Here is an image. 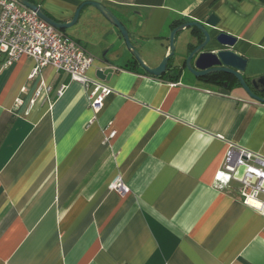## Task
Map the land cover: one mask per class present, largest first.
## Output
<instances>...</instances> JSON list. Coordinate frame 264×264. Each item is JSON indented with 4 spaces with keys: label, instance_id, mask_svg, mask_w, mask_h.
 Listing matches in <instances>:
<instances>
[{
    "label": "crops",
    "instance_id": "obj_1",
    "mask_svg": "<svg viewBox=\"0 0 264 264\" xmlns=\"http://www.w3.org/2000/svg\"><path fill=\"white\" fill-rule=\"evenodd\" d=\"M27 1L58 23L85 2L103 5L150 68L173 29L213 14L206 51L229 49L214 42L226 34L246 59V83L264 76L259 0ZM62 32L93 57L88 87L52 66L29 80L26 56L0 60V264H264V209L242 203L243 169L222 187L215 178L231 150L264 159V104L232 76L184 68L203 39L195 29L176 34L161 77L91 6ZM93 83L110 90L98 111ZM41 85L48 93L29 108ZM119 182L124 191L110 188Z\"/></svg>",
    "mask_w": 264,
    "mask_h": 264
},
{
    "label": "built area",
    "instance_id": "obj_2",
    "mask_svg": "<svg viewBox=\"0 0 264 264\" xmlns=\"http://www.w3.org/2000/svg\"><path fill=\"white\" fill-rule=\"evenodd\" d=\"M33 60L34 67L29 80L38 77L46 66H52L56 71L66 73L71 81H78L88 87L86 71L93 63V57L85 49L43 20L37 14L20 5L15 0H0V60L3 67H10L21 57ZM90 92V108L98 111L102 108L104 98L110 90L97 83L92 84ZM49 89L43 85L37 89L29 100L31 108L42 94ZM21 94L27 89L23 87ZM22 99H17L15 105L21 106ZM243 169L238 195L245 206L256 210L264 209V159L244 151L231 150L226 156L222 171L215 176L219 187L233 179L235 171ZM111 189L124 191L121 182L111 185Z\"/></svg>",
    "mask_w": 264,
    "mask_h": 264
},
{
    "label": "water",
    "instance_id": "obj_3",
    "mask_svg": "<svg viewBox=\"0 0 264 264\" xmlns=\"http://www.w3.org/2000/svg\"><path fill=\"white\" fill-rule=\"evenodd\" d=\"M20 5L34 11L37 16L51 27L64 31L76 24L80 11L85 6H91L95 8L110 24L116 27L123 38L127 50L136 60L138 65L148 74L154 77H161L165 74L169 60L173 58L175 51V36L177 33L184 29H196L201 33L203 39L202 42L197 44L193 49L189 51L187 57L184 60V68L196 78H204L211 75H229L237 80L240 87L248 95V97L256 102L264 104V76L250 80L246 83L241 73L244 72L246 67V59L237 55L232 47L234 46L235 39L226 35L219 34L214 38V42L219 47H226V50L206 51L207 46L211 43V37L206 27L213 28L216 26L218 19L213 15H209L204 24L197 22L184 23L175 29L169 35L168 51L159 65L155 68L147 66L140 53L130 43L129 35L122 24L101 4L96 2H85L81 4L76 10L73 18L68 23H58L47 17L42 10L29 3L27 0H15ZM111 72L107 70L99 73L102 76H106Z\"/></svg>",
    "mask_w": 264,
    "mask_h": 264
},
{
    "label": "trees",
    "instance_id": "obj_4",
    "mask_svg": "<svg viewBox=\"0 0 264 264\" xmlns=\"http://www.w3.org/2000/svg\"><path fill=\"white\" fill-rule=\"evenodd\" d=\"M260 2H262L264 4V0H259ZM196 30V29H195ZM169 67V66H168Z\"/></svg>",
    "mask_w": 264,
    "mask_h": 264
},
{
    "label": "rangeland",
    "instance_id": "obj_5",
    "mask_svg": "<svg viewBox=\"0 0 264 264\" xmlns=\"http://www.w3.org/2000/svg\"><path fill=\"white\" fill-rule=\"evenodd\" d=\"M239 176V174H237V177Z\"/></svg>",
    "mask_w": 264,
    "mask_h": 264
}]
</instances>
